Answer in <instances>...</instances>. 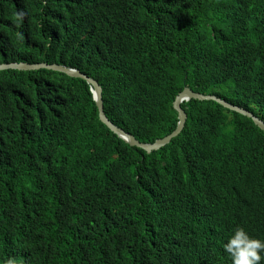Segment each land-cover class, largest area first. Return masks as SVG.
<instances>
[{"label": "trees", "instance_id": "trees-1", "mask_svg": "<svg viewBox=\"0 0 264 264\" xmlns=\"http://www.w3.org/2000/svg\"><path fill=\"white\" fill-rule=\"evenodd\" d=\"M13 63L95 80L142 144L175 130L185 87L264 123V0H0ZM181 108L147 154L85 81L0 71V264H231L236 227L264 239V132L213 101Z\"/></svg>", "mask_w": 264, "mask_h": 264}, {"label": "water", "instance_id": "water-1", "mask_svg": "<svg viewBox=\"0 0 264 264\" xmlns=\"http://www.w3.org/2000/svg\"><path fill=\"white\" fill-rule=\"evenodd\" d=\"M40 69L44 70H50L53 72L64 74L71 78L80 79L86 82L90 86V92L92 94V99L95 103V107L97 109L98 119L99 121L107 127L109 131H111L113 134H115L120 140L128 144L130 147H135L137 149H140L147 154H150L151 152L158 151L161 148L168 145L172 139L177 138L180 133L182 132L184 125L186 123V114L185 111L181 108L182 103L189 102L191 100L196 101H213L217 103L218 105L222 106L223 108L230 110L234 113H238L242 116H245L249 118L255 126H257L262 132H264V123L260 121L257 117H255L253 114L247 112L244 109H241L237 106H233L229 104L228 102L217 98L215 96L210 95H201L192 92L189 88H184L182 92H180L176 98L174 99L172 103V108L177 114V125L173 132H171L168 136L161 140L155 141L153 144H142L136 141L132 136L124 133L122 130L116 128L105 116L104 110H103V101H102V90L100 86L97 84L95 80H92L91 78H88L86 75L80 73L78 70L68 68L65 66L60 65H48L46 63L41 64H24V63H13L8 65H0V71L4 70H13V71H38Z\"/></svg>", "mask_w": 264, "mask_h": 264}, {"label": "clouds", "instance_id": "clouds-1", "mask_svg": "<svg viewBox=\"0 0 264 264\" xmlns=\"http://www.w3.org/2000/svg\"><path fill=\"white\" fill-rule=\"evenodd\" d=\"M224 251L231 264H261L264 261V239L250 236L243 227H236L224 243ZM2 264H16L13 257L4 259Z\"/></svg>", "mask_w": 264, "mask_h": 264}]
</instances>
